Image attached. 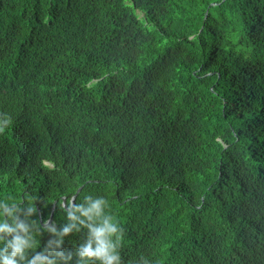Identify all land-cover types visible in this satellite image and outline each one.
Segmentation results:
<instances>
[{"label":"trees","instance_id":"trees-1","mask_svg":"<svg viewBox=\"0 0 264 264\" xmlns=\"http://www.w3.org/2000/svg\"><path fill=\"white\" fill-rule=\"evenodd\" d=\"M4 119L0 264H93L75 194L122 264H264V0H0Z\"/></svg>","mask_w":264,"mask_h":264},{"label":"clouds","instance_id":"clouds-1","mask_svg":"<svg viewBox=\"0 0 264 264\" xmlns=\"http://www.w3.org/2000/svg\"><path fill=\"white\" fill-rule=\"evenodd\" d=\"M10 119H4L0 121V133H2L5 127L10 123ZM84 204L73 206V201H69L68 207L71 211H68V217L72 221L79 220L81 225H84L88 229V237L83 245L78 248L79 256L84 259L92 261L93 264L99 262V264H122L120 247L124 236V229L114 220V217L105 212V208L108 207V201L103 197H97L93 199L92 196H86ZM65 208V204L61 205ZM80 213L86 219H80L75 213ZM17 227H23L18 225ZM74 224L64 228V233H68ZM7 230L8 232H14V228H8L5 223H0V231ZM79 231V229H77ZM27 246V241L23 240L17 235L12 241L8 242V248L11 250L8 255H3V264H17L15 259L19 256L23 259L24 249ZM7 251V249H6ZM37 257L31 261V264H37ZM141 264H149V261L142 258Z\"/></svg>","mask_w":264,"mask_h":264},{"label":"water","instance_id":"water-1","mask_svg":"<svg viewBox=\"0 0 264 264\" xmlns=\"http://www.w3.org/2000/svg\"><path fill=\"white\" fill-rule=\"evenodd\" d=\"M78 190H79V189H78ZM78 190H77V191H78ZM75 195H76V194H75ZM75 195L73 196V199H72L73 204H74ZM69 209H70V208H69ZM51 222H52V212H51L50 218L44 223V225H50Z\"/></svg>","mask_w":264,"mask_h":264}]
</instances>
